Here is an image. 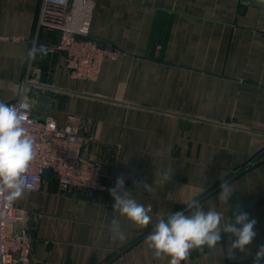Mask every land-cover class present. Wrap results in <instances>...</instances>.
<instances>
[{"label":"crops","instance_id":"obj_1","mask_svg":"<svg viewBox=\"0 0 264 264\" xmlns=\"http://www.w3.org/2000/svg\"><path fill=\"white\" fill-rule=\"evenodd\" d=\"M41 1L0 0V100L7 103L19 94L33 41L48 47L59 41L58 31L35 35ZM91 35L117 49L118 58L88 82L69 76L63 55L37 57L36 117L93 137L83 152L112 175L109 190L123 176L134 198L151 205L153 223L184 210L201 188L206 210L247 212L257 221L252 255L212 259L253 264L264 244V7L256 0H96ZM169 165L171 182L161 184L159 173ZM222 177L236 189L229 208L217 196ZM134 181L153 185V192ZM109 190L62 191L51 175L42 192L16 201L26 212L19 227L32 228L31 264H168L153 259L147 235L133 242L152 225L140 228L119 216ZM113 218L124 239L110 236ZM227 244L222 234L221 246ZM183 264L209 259L193 250Z\"/></svg>","mask_w":264,"mask_h":264},{"label":"clouds","instance_id":"obj_2","mask_svg":"<svg viewBox=\"0 0 264 264\" xmlns=\"http://www.w3.org/2000/svg\"><path fill=\"white\" fill-rule=\"evenodd\" d=\"M256 2L264 7V0ZM49 51L47 45L33 41L26 59L43 58ZM29 108L30 104L23 101L10 104L0 100V203L12 205L34 191L30 169L38 155L37 140L20 115L21 109ZM173 174L171 165L163 168L159 173V182H171ZM134 184L144 192H153L154 186L146 182L134 181ZM204 191L206 188L198 189L188 199L184 210L161 215L153 223L151 205L145 206L134 198L133 192L125 188L123 176H118L114 187L109 190L114 199L113 209L119 216L140 228L152 225L144 243L153 259L167 258L168 264H183L193 250H199L206 253L209 264H218L216 259H212L217 254L219 257L226 255L229 259H235L237 253L252 255L257 221L239 207L232 211L231 217L214 208L206 210L200 199ZM235 191L234 185L222 177L217 195L221 205L228 207V201ZM106 227L113 239L125 238L119 219L113 218ZM222 234L228 235L226 248L221 246ZM253 264H264V244L255 250Z\"/></svg>","mask_w":264,"mask_h":264},{"label":"built area","instance_id":"obj_3","mask_svg":"<svg viewBox=\"0 0 264 264\" xmlns=\"http://www.w3.org/2000/svg\"><path fill=\"white\" fill-rule=\"evenodd\" d=\"M95 1L42 0L37 14L36 37L45 30L59 32V41L48 47L49 52L63 55L68 74L75 81H96L103 64L117 59L120 54L117 49L103 48L91 35ZM8 40L17 39L12 37ZM40 74L41 69L34 68L33 60L28 61L19 94L10 102L30 104L29 109L20 110V115L37 140L38 155L30 169L33 192L43 191L45 172L50 171L62 191L77 188L106 193L112 175L106 173L101 163L88 158L83 152L85 141H92L93 137L87 139L71 126L61 127L53 117L41 120L34 114L31 92ZM70 120L74 117L71 116ZM25 214L15 203H0V264H31L32 228L19 227Z\"/></svg>","mask_w":264,"mask_h":264},{"label":"water","instance_id":"obj_4","mask_svg":"<svg viewBox=\"0 0 264 264\" xmlns=\"http://www.w3.org/2000/svg\"><path fill=\"white\" fill-rule=\"evenodd\" d=\"M50 176H51V172H50V171H46V172H45V178L48 179ZM151 228H152V227H150L149 229H147L146 231H144V232H142V233H138L136 239H135L133 242H136L137 240L141 239L142 237L148 235V233L151 231ZM31 238H32V237H31ZM130 244H132V243H130ZM130 244H129V245H130ZM127 246H128V245H127Z\"/></svg>","mask_w":264,"mask_h":264}]
</instances>
